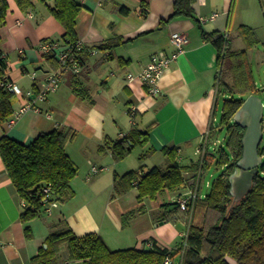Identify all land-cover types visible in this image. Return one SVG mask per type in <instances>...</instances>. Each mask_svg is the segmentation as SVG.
<instances>
[{
    "label": "crops",
    "instance_id": "0c3cea01",
    "mask_svg": "<svg viewBox=\"0 0 264 264\" xmlns=\"http://www.w3.org/2000/svg\"><path fill=\"white\" fill-rule=\"evenodd\" d=\"M6 1L5 21L0 24V51L5 56L2 78L14 81L23 92L17 94V102L11 98L14 113L33 100L46 73L58 67L56 62L46 59L42 45L57 42L63 46L65 38L63 25L50 11L52 0H33V5L27 9H22L16 0ZM78 1L81 10L76 22V36L83 48L79 56L76 53L82 62L80 73L78 76L72 71L66 73L59 89L50 93L45 101L33 100L39 110L30 108L12 122L13 114L9 121L0 123V137L7 134L22 143H29L41 132L71 127L75 137L67 142L66 150L77 167L85 162L92 166H111L113 184L114 173L124 174L133 169L130 166L136 160L131 156L132 150L127 157L116 161L110 142L106 143L111 141L113 144L133 127L148 131L147 143L138 144L142 149L141 156L145 157L135 163L144 171L154 166L162 169L169 166L170 159L161 150L164 146L178 148L180 164L182 155L189 154L192 148L198 157L190 158L187 164L203 154L204 142L210 144V139L206 138L208 134L214 133L208 146L215 149V137L222 127L217 111L221 97L227 94L217 82L221 66L218 50L204 38L203 32H224L233 43L231 26L245 3L241 0H195L193 16L168 20L174 11L175 0ZM120 6L127 7L129 13L120 11ZM237 29L235 34L241 36ZM179 31L185 32L189 41L184 45V51L164 69L159 80V95L151 94L140 78L128 79L129 73L139 74L154 53L163 50L171 54L175 50L171 35ZM111 39H116L117 43H110L106 49L99 47ZM74 78H78L90 98L83 99L73 91ZM29 91L30 97L27 96ZM131 109H134L133 116ZM158 154H162V158L158 159ZM79 155L81 157H77ZM189 173L187 186L191 187L197 177L187 170L185 178ZM80 181L74 178V190H82ZM186 183L176 189L179 195L192 189H185ZM76 194L68 202L59 203L56 208L60 212L55 219L45 218L44 213L31 219L28 224L33 234L26 237L25 223L20 219L24 208L22 199L0 154V264H30L39 248L46 246L50 232L65 226L78 235L96 232L109 247L117 249L149 246V242H145L148 239L168 248L178 243L179 232L169 222L153 226L144 224L147 212L135 217L139 224L132 221L123 226L122 217L137 207H146L144 202L151 198L141 202L137 199L125 205L110 201L111 209L106 207L99 217L87 201L74 200ZM153 201L154 206L164 204L159 200V194ZM177 213L187 217L181 210ZM184 233L187 232L181 231L180 235ZM178 256L179 253L175 258ZM56 264H79L70 259L66 242L59 246Z\"/></svg>",
    "mask_w": 264,
    "mask_h": 264
},
{
    "label": "trees",
    "instance_id": "16d2710c",
    "mask_svg": "<svg viewBox=\"0 0 264 264\" xmlns=\"http://www.w3.org/2000/svg\"><path fill=\"white\" fill-rule=\"evenodd\" d=\"M22 9L33 5V0H16ZM50 11L64 27L65 42L75 43L76 22L81 10L78 0H52ZM195 0H175L174 11L168 20L179 16H193ZM120 11L129 13V9L120 6ZM7 1L0 0V24L5 21ZM239 34L246 42L242 49L232 48V38L224 32H203L206 40L214 44L220 60V75L217 82L220 89L228 92L230 97L223 102L221 126H227L228 136L226 146L209 149L214 133L206 135L210 139L204 142L203 154L189 164L182 165L178 161L177 147L164 146L161 150L168 155L170 164L166 169L158 166L144 171L142 167L131 169L124 174L114 173V187L118 191L138 189V201L144 198L155 199L163 190H176L186 183L184 172L193 171L195 183L190 186L200 188L204 171L212 162L224 168L211 184L210 191L204 198L199 196L189 203L188 230L183 240L175 247L168 248L157 244L151 239V246L126 247L112 249L104 238L89 232L76 234L69 226L55 229L45 240L46 246H41L30 264H56L59 259V246L66 242L69 257L79 264H230L226 255L238 261V264H264V141L259 145L262 156L260 171L253 177L249 191L239 200L231 193L230 175L234 172L237 161L243 154V136L245 128L234 121L236 112L244 100L254 94V83L251 72L246 64L247 50L258 42L256 33L250 25L238 26ZM119 41V38L117 39ZM111 39L99 45L100 48L110 47ZM82 47H74L78 57ZM78 56H77V54ZM4 54L0 51V81L5 68ZM46 59L58 62L53 54H47ZM226 59L229 61L225 62ZM227 63L232 80L226 79L223 66ZM71 85L73 91L81 98H90L78 78ZM236 84V85H235ZM240 85V86H239ZM239 86V88H237ZM247 93V96H233L234 90ZM13 93L0 86V123L9 121L13 114L11 98ZM214 129V128H213ZM215 132V131H214ZM75 137L71 127L55 128L41 132L29 143H22L7 134L0 137V154L6 166L8 176L21 199L25 200L20 219L25 223L26 237H32V229L28 222L45 213L48 201L44 187L50 185V200L62 203L75 195L72 185L78 167L66 150L68 141ZM148 141V131L133 127L129 133L121 136L111 144L112 155L116 161L127 157L133 148ZM203 143V144H204ZM202 144V145H203ZM209 145V146H208ZM193 189V188H192ZM176 211L181 210L176 198ZM163 205H166L165 203ZM182 211V210H181ZM185 212V211H183ZM179 253V259L175 255Z\"/></svg>",
    "mask_w": 264,
    "mask_h": 264
},
{
    "label": "rangeland",
    "instance_id": "374dc122",
    "mask_svg": "<svg viewBox=\"0 0 264 264\" xmlns=\"http://www.w3.org/2000/svg\"><path fill=\"white\" fill-rule=\"evenodd\" d=\"M241 3H245L239 10H238V16L234 24L231 26V30L233 31V43L232 46L234 49L245 47L246 42L241 36H237L236 29L240 25V23H245L253 27L256 36L258 38V42L253 45L249 50H247V56H246V64L248 67V70L251 72L252 80L254 83V94L262 99L263 106H264V0H241ZM238 30V29H237ZM229 61L226 59L225 62ZM228 64L225 63L223 66L224 74L227 78V80L231 81L232 78L230 75L227 76V74H230L228 71ZM236 85V84H235ZM240 86V85H239ZM239 86L237 88H239ZM227 94L226 97L222 96L219 102V108L217 111V118L219 119L218 122H220L221 115H222V107L223 102L226 98L229 97L228 92H224V94ZM242 93L237 89H235L232 92L233 96H241ZM243 96H247V93L244 92L242 94ZM231 96V95H230ZM17 94L12 95V100L14 102H17ZM263 134H264V116H263ZM228 136V130L227 126H222L216 134L215 140H217V147L218 146H226L225 138ZM219 140V142H218ZM264 141V137H263ZM228 152L229 149L227 148ZM194 149L192 148L189 154L182 156L184 157L182 160V164H187L189 162L190 158H197L198 155L193 154ZM142 149L140 145H136L133 148V153L131 156L133 158L135 157V160L133 162V166H130L133 169H138V165H135V163L143 159L145 156H141ZM143 155V154H142ZM185 155V156H184ZM157 158H162V154L156 155ZM81 157V155L77 156ZM132 158V157H131ZM86 161V160H85ZM141 163V162H140ZM98 165V164H97ZM92 164L89 163H83L81 166H79L76 177L79 178L81 181V191L76 190L75 192L77 196L74 200H82V202L87 201V204L98 214L99 217H102L103 210L106 211V207H109L111 209L112 202L119 201L120 204H127L134 200L138 199V189L137 188H131L127 191H118L116 187H114L113 180H111L110 172L113 169L111 166H108L107 169H104L98 173L91 172ZM223 166L217 164L215 161L212 162L208 168L204 171L201 181H200V188H199V195L201 198H204L205 195L210 191L211 184L213 181L219 176V174L223 170ZM130 169V168H129ZM191 177V173L186 174L187 183L184 187L191 188L187 186L189 185L188 179ZM193 189H197L196 187H192ZM169 191V192H168ZM179 196V193H177L176 190H163L159 193V200H162L166 205H157L154 206V199H148L146 200L145 205L141 207H137L136 209L132 211H128L124 217H122V224L123 226L130 225L132 221L136 222V224H139V220L137 219L140 215L143 216L147 212V219L144 224L149 225H157V224H164L169 222L171 225H174L177 232H179V236H177L178 242L183 240V236L180 235L181 231L187 232L188 230V214L185 211V214H187L185 218L181 217L178 211H176V198ZM86 199V200H84ZM70 199L65 200V202H68ZM60 212L58 208H54L51 214L44 213V217L48 218L50 220H53L56 218L57 214ZM189 212V211H188ZM46 214V215H45ZM137 217V218H135ZM134 230V229H133ZM128 230L126 231V234L128 236ZM126 243V242H125ZM132 246V245H131ZM114 247V246H112ZM127 247V246H125ZM133 247V246H132ZM117 249V248H112ZM179 259V257H177Z\"/></svg>",
    "mask_w": 264,
    "mask_h": 264
},
{
    "label": "built area",
    "instance_id": "2783aa9c",
    "mask_svg": "<svg viewBox=\"0 0 264 264\" xmlns=\"http://www.w3.org/2000/svg\"><path fill=\"white\" fill-rule=\"evenodd\" d=\"M215 14L212 16L214 17ZM172 43L175 46V50L170 54L166 51L161 50L158 53H154L151 57L149 63L144 67V69L137 75L129 73L128 79L134 80L136 78H140L144 84L147 85L149 92L153 95L160 94V86L159 80L165 68H167L171 61L177 58L179 53L184 51V45L189 41L188 35L185 32H174L171 35ZM81 41L77 40L75 43H70L67 41L62 45L58 44L57 42H47L42 45V49L46 54H53L58 62V67L46 73V77L44 82L41 83L39 90L34 94L33 100L45 101L48 95L52 92H55L59 89L60 84L65 76L66 73L72 71L75 76L81 71V59L75 56L74 47H81ZM34 76V74H32ZM0 86L8 89L14 94H22L21 88L11 80L7 78H2L0 81ZM27 96H31V92H27ZM32 99L29 100L26 104L21 106L18 110L13 113L10 122L16 119L19 115L24 113L26 110L30 108H36L39 110V107L35 105ZM130 115H134V109L130 110ZM125 133H122L121 136H124ZM107 166H98L93 165L91 167V172L98 173ZM43 191L46 194L45 200L48 201L46 205L45 213L51 214L53 209L59 206L57 201L50 200L51 189L50 185L44 187ZM199 192L196 189H189L181 193L177 200L180 205V209L182 211L189 210V203L199 197ZM22 206H26L25 200H21ZM183 235H186L184 233ZM149 246L152 245V242H149ZM166 264H171V260L167 259Z\"/></svg>",
    "mask_w": 264,
    "mask_h": 264
},
{
    "label": "water",
    "instance_id": "95a60500",
    "mask_svg": "<svg viewBox=\"0 0 264 264\" xmlns=\"http://www.w3.org/2000/svg\"><path fill=\"white\" fill-rule=\"evenodd\" d=\"M264 106L262 99L255 94L249 95L234 116V121L245 128L243 136V154L230 175L231 193L235 200L241 199L251 188L253 177L259 173L262 156L259 154L263 134ZM225 259L230 264L238 261L230 255Z\"/></svg>",
    "mask_w": 264,
    "mask_h": 264
}]
</instances>
